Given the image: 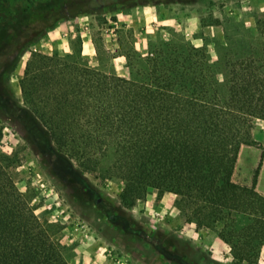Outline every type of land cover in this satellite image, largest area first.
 I'll return each mask as SVG.
<instances>
[{"label": "trees", "instance_id": "1", "mask_svg": "<svg viewBox=\"0 0 264 264\" xmlns=\"http://www.w3.org/2000/svg\"><path fill=\"white\" fill-rule=\"evenodd\" d=\"M77 3L38 0L23 11L20 22L28 29L22 33L29 36L23 38L9 27L11 1L0 2V117L17 121L28 142L51 149L60 163L72 166L78 159L82 172L98 169L112 151L104 178L123 182L124 206L133 208L149 188L159 196L174 193L182 216L198 229L220 227L235 261L257 264L264 250V194L257 189L262 164L250 186L236 182L234 173L242 147L258 143L253 131L264 122V43L242 58L213 61L206 46L172 44V38L130 78L33 52L21 80L22 105L6 88L5 73L15 69L28 43L58 19L80 13L67 11ZM3 136L0 127V264H70L66 246L17 188L18 156L2 149Z\"/></svg>", "mask_w": 264, "mask_h": 264}, {"label": "rangeland", "instance_id": "2", "mask_svg": "<svg viewBox=\"0 0 264 264\" xmlns=\"http://www.w3.org/2000/svg\"><path fill=\"white\" fill-rule=\"evenodd\" d=\"M10 1L9 27L16 26L28 38L22 33L28 27L20 21L25 20L23 11H32L38 0ZM98 2L107 5L99 8L91 0L69 4L67 11L80 13L58 19L19 54L15 69L7 71L5 79L6 88L22 105L21 80L33 52L70 57L130 78L144 72V59L155 57L172 38V44L185 40L206 46L213 61L220 55L242 58L251 46L259 49L264 43V0H160L133 6L115 0ZM47 17L46 13L41 18ZM0 127L2 149L18 156L13 169L17 188L66 246L70 264H248L235 261L219 236L220 227L198 229L182 216L174 193L159 196L157 189L149 188L146 198L133 208L124 206L123 182L104 178L114 160L112 151L102 157L98 169L82 172L78 159L72 160V166L62 164L51 149L28 142L17 121L0 117ZM253 136L258 143L242 147L234 180L250 186L262 164L257 185L262 193L264 122H258ZM257 264H264V250Z\"/></svg>", "mask_w": 264, "mask_h": 264}, {"label": "crops", "instance_id": "3", "mask_svg": "<svg viewBox=\"0 0 264 264\" xmlns=\"http://www.w3.org/2000/svg\"><path fill=\"white\" fill-rule=\"evenodd\" d=\"M262 193L264 194V191H262Z\"/></svg>", "mask_w": 264, "mask_h": 264}]
</instances>
